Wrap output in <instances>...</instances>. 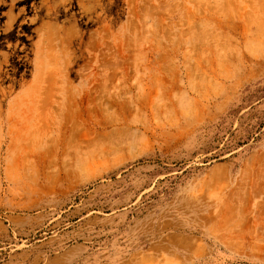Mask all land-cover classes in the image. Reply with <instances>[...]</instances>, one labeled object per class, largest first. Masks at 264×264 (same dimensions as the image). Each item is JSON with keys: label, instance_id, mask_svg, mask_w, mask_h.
I'll return each instance as SVG.
<instances>
[{"label": "rangeland", "instance_id": "rangeland-1", "mask_svg": "<svg viewBox=\"0 0 264 264\" xmlns=\"http://www.w3.org/2000/svg\"><path fill=\"white\" fill-rule=\"evenodd\" d=\"M0 264H264V0H0Z\"/></svg>", "mask_w": 264, "mask_h": 264}]
</instances>
